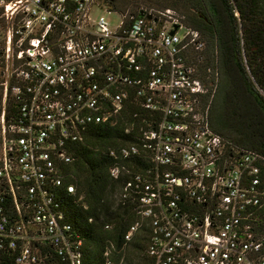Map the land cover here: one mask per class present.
<instances>
[{"label": "built area", "instance_id": "obj_1", "mask_svg": "<svg viewBox=\"0 0 264 264\" xmlns=\"http://www.w3.org/2000/svg\"><path fill=\"white\" fill-rule=\"evenodd\" d=\"M203 47L170 7L0 0V262L83 264L63 170L92 125L120 121L108 174L133 218L123 246L145 235L136 264H264V154L211 128Z\"/></svg>", "mask_w": 264, "mask_h": 264}, {"label": "trees", "instance_id": "obj_2", "mask_svg": "<svg viewBox=\"0 0 264 264\" xmlns=\"http://www.w3.org/2000/svg\"><path fill=\"white\" fill-rule=\"evenodd\" d=\"M196 4L197 10L186 20L204 43L197 73L205 83H216L209 106L211 128L238 147L264 154V0H196ZM109 6L133 15L140 8H130L124 0H109ZM208 68L217 70V82ZM122 129L120 121L92 125L83 141L73 144L72 161L63 170L64 182L76 189L75 197H66L63 206L67 220L84 237L83 264H104L103 252L110 244L114 262L121 255L125 264L142 259L144 234L135 236L130 249L123 248L133 218L114 206L115 184L108 174L112 163L108 150L131 139Z\"/></svg>", "mask_w": 264, "mask_h": 264}, {"label": "rangeland", "instance_id": "obj_3", "mask_svg": "<svg viewBox=\"0 0 264 264\" xmlns=\"http://www.w3.org/2000/svg\"><path fill=\"white\" fill-rule=\"evenodd\" d=\"M124 1L128 2V5L130 6V8L144 7V8L161 9L165 7H170V8L177 10L179 13L183 14L186 17V19H187L188 14L194 12L198 8L196 4V0H124ZM102 15L112 25L116 24L119 20L118 15L115 13L103 12ZM123 248H125L126 251L130 249L131 248L130 242L126 244L125 246H123ZM123 257L124 256L121 255L118 258V260H115L114 264H120V263L125 264L124 260L122 262L120 261V259ZM129 257H133V255L132 254L129 255ZM137 259H134L133 262L134 263L137 262L138 261Z\"/></svg>", "mask_w": 264, "mask_h": 264}, {"label": "water", "instance_id": "obj_4", "mask_svg": "<svg viewBox=\"0 0 264 264\" xmlns=\"http://www.w3.org/2000/svg\"><path fill=\"white\" fill-rule=\"evenodd\" d=\"M140 15H141V12H140ZM174 31H172L171 33H173Z\"/></svg>", "mask_w": 264, "mask_h": 264}]
</instances>
